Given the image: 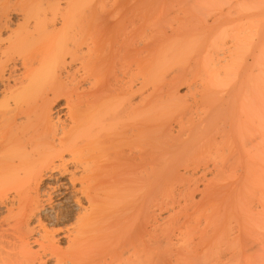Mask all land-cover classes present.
I'll return each instance as SVG.
<instances>
[{
    "label": "bare ground",
    "instance_id": "bare-ground-1",
    "mask_svg": "<svg viewBox=\"0 0 264 264\" xmlns=\"http://www.w3.org/2000/svg\"><path fill=\"white\" fill-rule=\"evenodd\" d=\"M77 1L0 0V264H264V0Z\"/></svg>",
    "mask_w": 264,
    "mask_h": 264
},
{
    "label": "rangeland",
    "instance_id": "rangeland-1",
    "mask_svg": "<svg viewBox=\"0 0 264 264\" xmlns=\"http://www.w3.org/2000/svg\"><path fill=\"white\" fill-rule=\"evenodd\" d=\"M203 1V0H202ZM210 1V0H209ZM220 1V0H219ZM218 1V2H219ZM224 1V0H223ZM244 2H246L247 0H243ZM78 3H74L73 4V6L70 8V9H68V10H66L64 13H65V18H66V21L68 22V26H67V29H79V30H81V31H83L84 30V27L82 26V23H84V17L86 16V15H88L89 14V12H87V10L86 9H89V8H92V10L94 11V13H96V14H98L99 13V8L101 7V5L103 4V2H101V1H98V0H80V1H77ZM116 2H119L118 0H108V1H106V2H104L105 4H107L108 6L109 5H111L110 6V8L108 9V10H111L112 9V7H113V4L114 3H116ZM203 2H205V1H203ZM203 2H202V4H203ZM222 2V1H221ZM220 2V3H221ZM230 2V4L232 5L234 2H232L231 0L229 1ZM248 2H250V0L248 1ZM206 3V2H205ZM204 3V4H205ZM228 3V2H227ZM187 4H188V2H187ZM207 4H209V3H207ZM206 4V8L208 7V6H210V5H207ZM211 4V3H210ZM243 4L244 3H241L239 6H238V11L240 10V11H243V9H241V8H243ZM252 4V3H251ZM62 5H65V4H62ZM189 5V4H188ZM201 6V5H200ZM241 6V7H240ZM248 6V5H247ZM251 6V5H250ZM205 7V6H204ZM246 7V6H245ZM249 7V6H248ZM201 8H203V7H201ZM237 8V7H236ZM200 10V8H197V10ZM204 9V8H203ZM203 9H201V10H203ZM209 9V8H208ZM245 9V8H244ZM248 10H249V8H247ZM107 10V11H108ZM197 10H192V12H193V14L195 15V16H193V17H196V19L198 20L199 18L197 17V15L198 16H200V15H202V14H204L203 13V11H199L198 10V13H197ZM206 10V9H205ZM226 11H227V9H225ZM224 9H223V11H225ZM246 10V9H245ZM218 10H216V11H213L214 13L213 14H210V15H208V17H207V15H204V17H205V23H203V27H202V23L200 22V25H201V27H202V29H204V27H205V25H206V27L207 28H205V30H203V31H205V32H208V33H206V34H204L205 35V39L206 40H204V43H201V45H206L208 48L209 47H211V46H209L210 44H212V43H210V42H213L212 41V39H213V37H214V39H217V41H220V42H218V45L219 44H224L225 45V47H232V48H230L231 50L233 49V47H234V50H230V49H228L227 51H229L228 53H230V55H232L233 56V54H235V51H236V54H237V56H241V55H239V52H240V54H241V52L242 51H245L246 49L245 48H243V47H241L242 45L240 44V45H234L235 43V41H232V38H233V36L235 35L236 36V32L235 31H237V32H239L240 31V29H239V27H237L241 22L240 21H243V19L241 20V19H239V16H236L235 14H234V16H231V15H233V14H231L230 16H229V14H228V16H225V15H227V12L225 11L224 13H223V15H222V12H221V14L219 13V12H217ZM232 11V10H231ZM230 11V12H231ZM233 11H236V9L235 10H233ZM239 11V12H240ZM172 12V11H171ZM174 12V11H173ZM173 12L172 13H170V11L168 12L169 14H171L170 16H169V18L167 17L166 19L168 20V19H171L172 17H173ZM176 12V11H175ZM194 12H196V13H194ZM205 12V11H204ZM217 12V13H216ZM229 12V13H230ZM202 13V14H201ZM209 13H211V12H209ZM215 13L216 14H220L219 16H221V17H218L217 15V18L214 16H212V15H215ZM226 13V14H225ZM232 13V12H231ZM234 13V12H233ZM175 14V13H174ZM197 14V15H196ZM225 14V15H224ZM13 17H12V19L13 20H15V21H13L14 23L18 20V15H16V14H14V15H12ZM166 16H168V15H166ZM175 16V15H174ZM191 16H192V14H191ZM224 16V17H223ZM193 17H190L189 18V20H191V23H192V18ZM201 17V16H200ZM203 17V16H202ZM202 17H201V19H202ZM204 17H203V19H204ZM234 17H237V18H234ZM16 18V19H15ZM216 20H215V19ZM195 19V18H194ZM193 19V20H194ZM203 19H202V22H204L203 21ZM213 19H214V24H213ZM229 19V20H228ZM237 19V20H236ZM197 20H195L194 22H196ZM215 21H217V22H215ZM227 21V22H226ZM231 21V22H230ZM190 22V21H189ZM208 22H210L211 23V25H210V23H208ZM244 22V21H243ZM169 23V22H168ZM208 23V24H207ZM58 25H60V24H58ZM196 25V24H195ZM198 25V24H197ZM208 25V26H207ZM192 26V25H191ZM190 26V27H191ZM212 27V28H210V27ZM215 26V27H214ZM12 27H14V26H12ZM194 27V26H193ZM208 27H209V30H208ZM197 28V27H196ZM199 28V27H198ZM200 29V28H199ZM212 29H213V31L214 32H212ZM201 30V29H200ZM208 30V31H207ZM239 30V31H238ZM204 32V33H205ZM212 32V33H211ZM233 32H235V33H233ZM241 32L243 33V31H242V28H241ZM247 32V31H246ZM203 33V32H202ZM245 33V32H244ZM247 34V33H246ZM249 34V33H248ZM5 35H6V33H5ZM203 35V36H204ZM208 35H210V36H208ZM244 35V34H243ZM211 36H213L212 38H211ZM5 37V36H4ZM136 37V39H138L139 37L138 36H135ZM77 41H79V42H81V41H83L86 37L81 33L80 35H77ZM211 38V39H210ZM235 38V37H234ZM204 39V38H203ZM210 39V40H209ZM213 39V40H214ZM230 39H231V41H230ZM207 40H208V42H207ZM222 40H224L225 41V43H224V41L222 42ZM215 41L216 40H214V42H213V44L212 45H215L214 43H215ZM216 41V42H217ZM227 41V42H226ZM69 41L67 40V35H66V33L64 34V39H63V45H66L67 43H68ZM170 42V43H169ZM186 42V41H185ZM188 42V41H187ZM186 42V43H187ZM191 41H189L188 42V44H185L184 42L183 43H181V44H179V43H177L176 44V42H171V41H166V42H164L163 44L164 45H183V44H185V45H195V44H193L192 42L190 43ZM229 43V44H228ZM230 43H231V45H230ZM227 44V45H226ZM81 45H86V44H81ZM184 45V47H186ZM196 45H198V44H196ZM233 45V46H232ZM222 46V45H221ZM239 47V48H236V47ZM243 46H245V45H243ZM249 46V45H248ZM224 47V46H223ZM241 47V48H240ZM246 47V46H245ZM205 49H207L206 47H205ZM226 48H224V50H225ZM241 49V50H240ZM243 49V50H242ZM248 49V48H247ZM193 50V49H192ZM192 50L190 49L189 50V48L187 49H184V51L181 53V54H178L177 56H176V58H177V64L180 66H186L187 64H189V63H191V58H192V54H194V53H192ZM188 51H191V52H188ZM207 52H209L210 51V49L209 50H206ZM226 51V50H225ZM247 51H248V53H247ZM247 51H245L246 52V54H244V56H241V57H238V58H236V59H238V60H240L239 58H244V57H246V60H245V58L243 59L244 61H242V63H240V61H238V60H236V64L237 65H239L238 64V62L241 64V65H239V66H243V64L244 63H248L249 62V64H250V62H251V59H250V50L248 49ZM233 52V53H232ZM191 53V54H190ZM225 53H227V52H225ZM184 54V55H183ZM224 54V53H223ZM222 54V55H223ZM242 54H243V52H242ZM247 54H249V55H247ZM221 56V55H220ZM223 56H226L225 58H226V61H225V59L224 60H222V61H219V62H226L227 63V58H229L228 56L229 55H227V54H224ZM223 56H221L220 57V59H223ZM232 56H230V57H232ZM234 56H236V55H234ZM176 58H175V60H176ZM230 59V58H229ZM232 59L233 60H235L233 57H232ZM231 59V60H232ZM242 60V59H241ZM216 61V60H215ZM230 61V60H229ZM238 61V62H237ZM246 61V62H245ZM248 61V62H247ZM219 62L218 63H216L217 64V66H216V64L214 65V66H216V67H218V65H220L219 64ZM224 62L221 64V65H223L224 64ZM233 62H235V61H233ZM181 63V64H180ZM186 63V64H185ZM225 63V64H226ZM176 64V65H177ZM228 64V63H227ZM232 64V63H231ZM248 64V65H249ZM210 65H212V64H210ZM230 65V64H229ZM237 65H233L234 66V68H236L235 66H237ZM245 65V64H244ZM188 66V65H187ZM216 67H215V72H216V70H217V72L220 74V77L221 78H223L224 76L221 74V73H223V71L221 70L222 68H217L216 69ZM251 67V66H250ZM250 67H249V69H250ZM253 68H251L249 71H251L252 72V70L255 72V71H257V69L256 68H254V66H252ZM210 68H212L211 66H210ZM209 68V70H211ZM240 68V67H239ZM238 68V66H237V70L239 69ZM242 68V67H241ZM208 70V69H207ZM224 70V69H223ZM248 70L246 71V73L248 72ZM220 71H222V72H220ZM216 72V73H217ZM254 72L252 73V74H254ZM248 73H250V72H248ZM223 76V77H222ZM225 79V78H224ZM187 87L186 86H181V87H179L178 89H177V92H178V94H181V95H183V94H186L187 93V89H186Z\"/></svg>",
    "mask_w": 264,
    "mask_h": 264
}]
</instances>
